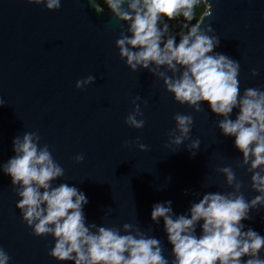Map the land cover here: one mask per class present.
Listing matches in <instances>:
<instances>
[{
  "label": "water",
  "instance_id": "95a60500",
  "mask_svg": "<svg viewBox=\"0 0 264 264\" xmlns=\"http://www.w3.org/2000/svg\"><path fill=\"white\" fill-rule=\"evenodd\" d=\"M209 3L215 9L211 27L220 38L215 51L240 62L241 94L247 87L264 90V0ZM61 5L59 11L49 12L27 0H0V98L7 102L0 108V165L15 155L17 135L39 132L42 144L50 146L65 169L66 181L56 183L74 184L85 193L89 224L101 225L108 214L122 230L124 223L136 222L137 214L141 227L151 226L152 235L163 241L171 260L163 220L157 226L151 219L153 205L171 200L173 212L180 215L196 200L193 192L202 198L205 192L228 191L219 187L226 179L216 171L222 166L234 168L248 186L246 198H253L257 193L250 189V175L236 169L242 153L235 148L234 137L220 132L207 103L197 114L177 104L163 82L147 70L131 72L119 57L120 28L108 9L98 15L88 0H61ZM253 69L259 71L256 78L251 76ZM89 75L96 83L78 90L76 82ZM136 96L141 97L146 122L142 131L125 124ZM177 112L194 116L192 138L201 141L195 157L186 146L176 153L166 147ZM137 138L148 151L139 150ZM125 141H132V146L124 147ZM78 154L85 157L82 164L75 162ZM11 183L0 168V246L12 257L10 264H57L47 255L54 238L32 235L16 207L19 198ZM250 215L254 218L244 221L246 228L264 236V210Z\"/></svg>",
  "mask_w": 264,
  "mask_h": 264
},
{
  "label": "clouds",
  "instance_id": "9594fccd",
  "mask_svg": "<svg viewBox=\"0 0 264 264\" xmlns=\"http://www.w3.org/2000/svg\"><path fill=\"white\" fill-rule=\"evenodd\" d=\"M27 3L44 6L49 12L59 11L62 6L61 0ZM88 3L98 15L105 13L106 5L115 26L120 28L116 40L119 57L132 73L147 70L163 82L167 94L174 96L177 104L186 105L197 114L204 112L205 103L210 106L223 136L235 138V148L242 153V158L236 159V169L247 171L250 189L257 195L246 198L244 190L248 186L237 178L233 167L222 166L216 171L226 179L219 187L228 191L205 192L202 198L201 193L193 192L196 200L188 212L180 215L173 212L171 200L154 204L151 219L157 226L163 220L172 246L169 260L163 241L152 235L151 226L147 230L141 227L137 214L136 222L124 223L122 230L114 226L108 214L102 217L101 225L89 224L84 212L89 203L85 193L74 184L56 183L66 181L65 169L55 160L50 146L42 144L39 132L30 131L13 139L15 155L0 165L3 173L11 177L23 223L36 238H54V247L47 255L57 264H264V236L246 228L244 223L253 220L250 213L264 210V90L247 87L241 94L240 62L215 51L220 38L211 27L215 18L213 5L209 0ZM201 3L206 11L197 20L195 9ZM171 21H176L175 26ZM251 76L258 77L259 71L253 69ZM95 83L96 77L89 75L78 80L76 88L84 91ZM142 102L148 106V100ZM131 103L133 110L125 124L142 131L146 122L141 97L136 96ZM6 105L0 98V108ZM173 119L176 127L168 133L166 147L176 153L186 146L195 157L201 141L192 138L194 116L177 112ZM132 144L125 141L124 147ZM135 144L141 152L149 150L139 138ZM74 159L82 164L85 157L78 154ZM11 260L0 246V264H10Z\"/></svg>",
  "mask_w": 264,
  "mask_h": 264
},
{
  "label": "trees",
  "instance_id": "16d2710c",
  "mask_svg": "<svg viewBox=\"0 0 264 264\" xmlns=\"http://www.w3.org/2000/svg\"><path fill=\"white\" fill-rule=\"evenodd\" d=\"M101 3L103 4V0H101ZM103 6L107 9L106 5H103ZM205 10H206V7L203 5V3H201L200 5H198V6L196 7V9H195V13H196V19H197V20H199V19L201 18V16L204 14ZM194 22H195V21H194ZM194 22H193V23H194ZM170 23H171L173 26H175L176 21H171Z\"/></svg>",
  "mask_w": 264,
  "mask_h": 264
}]
</instances>
